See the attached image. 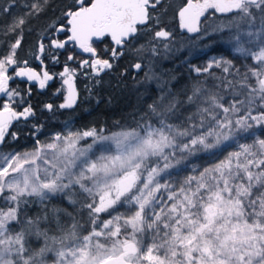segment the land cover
Returning <instances> with one entry per match:
<instances>
[{
  "label": "snow or ice",
  "instance_id": "obj_1",
  "mask_svg": "<svg viewBox=\"0 0 264 264\" xmlns=\"http://www.w3.org/2000/svg\"><path fill=\"white\" fill-rule=\"evenodd\" d=\"M25 7L0 46V148L36 116L25 97L54 79L45 62L62 51L67 94L55 107L77 104L69 61L96 84L130 78L137 104L130 122L69 119L45 140L37 123L31 149L0 151V264H264V0H71L40 27L37 66L20 50L51 0ZM169 10L207 57L182 61L179 87L176 70L162 67L184 47ZM218 48L230 58L209 55ZM18 79L28 86L13 87Z\"/></svg>",
  "mask_w": 264,
  "mask_h": 264
},
{
  "label": "trees",
  "instance_id": "obj_2",
  "mask_svg": "<svg viewBox=\"0 0 264 264\" xmlns=\"http://www.w3.org/2000/svg\"><path fill=\"white\" fill-rule=\"evenodd\" d=\"M8 2L9 0H0V7L5 6ZM30 2L31 0H18V6L11 9V15L0 13V46L4 44L5 40L11 41L14 39L12 34H9L7 37L4 36L3 30L6 29L13 16L23 14L26 11L25 5ZM172 2L175 3L176 0H172ZM70 3L71 0H51V7L46 15L30 22L28 27L35 29V31H32L31 33L26 32L24 46L20 50L21 59H29L32 65H35L36 61L31 58L30 51L39 36L40 27L59 16L61 11ZM168 20H170L169 23H175L172 19ZM173 31L175 32V35L178 34V31L174 29ZM66 54L67 53L60 54L62 65L66 62ZM212 54H220L230 58L228 50L224 48H218L216 51L209 53V55ZM205 59H207V57L201 53L199 54L198 60L193 59L189 61V63L200 64ZM182 61L179 60L176 63L171 62V66H169V69H175L177 75L181 77L180 83L177 87L186 83L188 78V65L183 64ZM118 81H120L118 74L103 75V80L100 84H96L92 78L89 80L92 90H86V92H84L79 106L73 111H64L61 114L50 113L44 108L47 100L46 95L32 93L31 96H26L25 99L27 103L35 102L37 116L36 119H28L27 121L21 120L17 127L13 128L14 131L19 130L21 132L19 141L14 142V144L23 145L24 142L29 141L33 146L34 138L30 133L33 131V125L37 123L44 126L41 131L37 133V138L45 140L53 133L62 131L64 128V122L69 119L72 120L75 127H82L89 123L104 124L110 127L114 121H120L121 123L126 121L130 122L132 119L130 113L137 104L136 95L133 94L131 89L132 81L130 78H125L119 83ZM17 85L21 87L19 83H17ZM98 100L99 103L97 102ZM12 146L13 145L10 142L8 146H4L1 149H8Z\"/></svg>",
  "mask_w": 264,
  "mask_h": 264
},
{
  "label": "flooded vegetation",
  "instance_id": "obj_3",
  "mask_svg": "<svg viewBox=\"0 0 264 264\" xmlns=\"http://www.w3.org/2000/svg\"><path fill=\"white\" fill-rule=\"evenodd\" d=\"M205 22H202V27L204 26ZM169 24H168L169 27H172V29L170 28L171 30L174 29V30L178 31L179 33H186L183 30H180L178 28V23L176 21H175V23L173 22V23H169ZM186 34H188V33H186ZM99 47H103V45H99ZM78 51L79 50H77V53H78ZM61 53H64V52L62 51ZM66 56H67V54H66ZM83 58H86V57L77 55V60H80V59H83ZM59 61H60L59 63H53L50 60H47L45 62L47 64V66H48L49 73L54 76V79L48 82V85L46 86V88L39 89L38 85H36V84H32L31 85L33 94L39 93V94H42V95H46L47 96L46 104L51 103V104L54 105V111L50 112V113H53V114H55V113L61 114L64 111H73V110H75L79 106V104L81 103L84 92H86V90H88V91L92 90V87L89 84V80L92 79V76L85 74L88 70L87 69H79L77 63L69 61V62H67L69 64V66L72 67V68H76L77 69V77H76V82L75 83H76L77 89L79 91L78 104L73 109H59V108L55 107V106L61 104L64 101L65 94H66V87H62V80H61V78L58 75L59 72L63 71V65H64L65 62L63 63V65L61 64L60 56H59ZM126 62H127V57L120 62L121 66H123ZM38 64H39V62L36 61L35 65H32V66H37ZM17 83L20 84V86H21L20 88L21 89L28 86L26 83L21 82L19 79H18V81H16L15 84H17ZM57 89H60V91L58 92ZM30 104L34 107V109L36 111L35 102H31ZM36 116H37V111H36ZM36 116L32 117V118H29V119H36Z\"/></svg>",
  "mask_w": 264,
  "mask_h": 264
},
{
  "label": "rangeland",
  "instance_id": "obj_4",
  "mask_svg": "<svg viewBox=\"0 0 264 264\" xmlns=\"http://www.w3.org/2000/svg\"><path fill=\"white\" fill-rule=\"evenodd\" d=\"M172 14H173L172 11L169 10L168 17L165 18L168 24L170 22V20H168V19H171ZM213 23H214V20L212 18H209L204 23V25L205 24L211 25ZM170 28L172 29V27H170ZM190 37H192V35H189V34H186V33H179V32H178L177 35H175L176 47L179 48V47H181V45H183L184 47L182 48V50L180 52L174 54L172 60L163 62V64H162L163 68L169 69V66H171L170 65L171 62L176 63L177 61H179V60L182 61V60H185L186 58L188 59V61H191L193 59L194 60H198V54L194 51V49H192L190 47V44H191ZM205 43H207V41H205ZM198 46L202 47V45H198ZM212 55H220V54H212ZM12 86L16 87L17 84H13ZM11 143L13 145L12 147H10L8 149H1L0 148V151H5L6 152V151H9V150H12V149L22 150V149H31L32 148V143H29V141L24 142L23 145L14 144L13 142H11Z\"/></svg>",
  "mask_w": 264,
  "mask_h": 264
},
{
  "label": "water",
  "instance_id": "obj_5",
  "mask_svg": "<svg viewBox=\"0 0 264 264\" xmlns=\"http://www.w3.org/2000/svg\"><path fill=\"white\" fill-rule=\"evenodd\" d=\"M189 34V33H188ZM189 35H192L193 36V34H189ZM76 89H77V86H76ZM77 92H78V94H79V91H78V89H77ZM67 94V93H66ZM66 94H65V96H66ZM78 100H79V96H78V99H77V104H78ZM64 102V101H63ZM62 102V103H63ZM77 104L74 106V108L77 106ZM73 109V108H72Z\"/></svg>",
  "mask_w": 264,
  "mask_h": 264
}]
</instances>
